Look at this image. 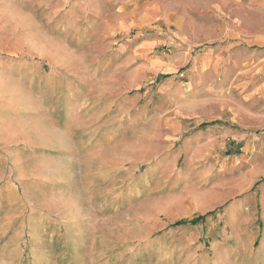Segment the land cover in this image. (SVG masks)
<instances>
[{"label": "rangeland", "instance_id": "1", "mask_svg": "<svg viewBox=\"0 0 264 264\" xmlns=\"http://www.w3.org/2000/svg\"><path fill=\"white\" fill-rule=\"evenodd\" d=\"M151 1L0 0V264L264 255V0Z\"/></svg>", "mask_w": 264, "mask_h": 264}, {"label": "crops", "instance_id": "2", "mask_svg": "<svg viewBox=\"0 0 264 264\" xmlns=\"http://www.w3.org/2000/svg\"><path fill=\"white\" fill-rule=\"evenodd\" d=\"M151 2V0H52L50 13L56 18L63 16L67 21L70 18L73 25L90 19L115 20L119 22V26L116 25L114 28V33H117L121 27L127 28L129 21H133L137 16L147 15L150 5H153ZM121 22H124L122 23L124 25L120 24ZM233 244V248L221 254L224 264H258L259 262L264 264V255L256 256L254 259L242 253L238 242Z\"/></svg>", "mask_w": 264, "mask_h": 264}, {"label": "trees", "instance_id": "3", "mask_svg": "<svg viewBox=\"0 0 264 264\" xmlns=\"http://www.w3.org/2000/svg\"><path fill=\"white\" fill-rule=\"evenodd\" d=\"M205 215L204 216H197L193 219L190 220H180L175 222L172 227H178V226H182V225H191V226H195L198 224H201L203 222V220L205 219Z\"/></svg>", "mask_w": 264, "mask_h": 264}]
</instances>
